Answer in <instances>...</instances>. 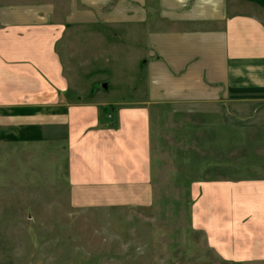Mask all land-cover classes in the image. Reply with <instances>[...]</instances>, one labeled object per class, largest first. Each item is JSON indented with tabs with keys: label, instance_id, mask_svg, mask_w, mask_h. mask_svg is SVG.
<instances>
[{
	"label": "crops",
	"instance_id": "crops-1",
	"mask_svg": "<svg viewBox=\"0 0 264 264\" xmlns=\"http://www.w3.org/2000/svg\"><path fill=\"white\" fill-rule=\"evenodd\" d=\"M73 45L83 59L79 72L69 63ZM123 53L130 67L113 69V86L92 80L110 70L101 62L107 54L120 61ZM251 92L264 93V0L0 7V161L14 152L27 165L47 162L71 204L111 191L139 192V202H149L153 118H174L187 139L212 141L217 123L231 130L249 115L264 123L248 111L264 109ZM105 105L115 107L114 126ZM207 191L211 219L225 227L216 234L209 222L211 245L228 260H264V180Z\"/></svg>",
	"mask_w": 264,
	"mask_h": 264
},
{
	"label": "rangeland",
	"instance_id": "rangeland-1",
	"mask_svg": "<svg viewBox=\"0 0 264 264\" xmlns=\"http://www.w3.org/2000/svg\"><path fill=\"white\" fill-rule=\"evenodd\" d=\"M48 1L0 0V7ZM80 54L73 45V72L83 63ZM106 57L101 62L112 73L107 70L92 80L113 86V69H127L130 61L126 53L120 61ZM260 94L251 92L249 98L264 100ZM104 110L114 126L115 107L105 105ZM253 110L264 120V109H248ZM156 115L170 117L160 110ZM253 119L249 115L247 124L231 130L217 123L216 139L208 141L187 139L174 118L164 124L155 116L151 197L144 204L139 192L113 191L100 199L87 193L84 206L71 204L59 175L48 173L47 162L27 165L28 157L12 151L6 159L1 156L0 264H264L263 259H226L222 247L211 245L208 232L210 221L216 234L225 231L220 218L211 219L208 212L209 184L243 186L264 180V123ZM220 133L226 138H219Z\"/></svg>",
	"mask_w": 264,
	"mask_h": 264
}]
</instances>
